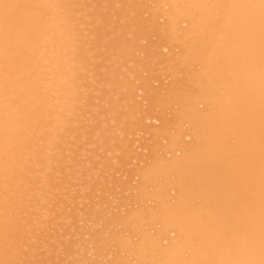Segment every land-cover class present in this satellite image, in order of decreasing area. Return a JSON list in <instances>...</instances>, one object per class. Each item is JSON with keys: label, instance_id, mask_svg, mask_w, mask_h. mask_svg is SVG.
Instances as JSON below:
<instances>
[{"label": "bare ground", "instance_id": "bare-ground-1", "mask_svg": "<svg viewBox=\"0 0 264 264\" xmlns=\"http://www.w3.org/2000/svg\"><path fill=\"white\" fill-rule=\"evenodd\" d=\"M0 264H264V0H0Z\"/></svg>", "mask_w": 264, "mask_h": 264}]
</instances>
